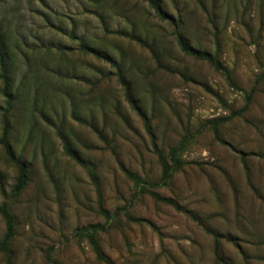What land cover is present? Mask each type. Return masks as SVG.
I'll return each instance as SVG.
<instances>
[{"label": "rangeland", "instance_id": "obj_1", "mask_svg": "<svg viewBox=\"0 0 264 264\" xmlns=\"http://www.w3.org/2000/svg\"><path fill=\"white\" fill-rule=\"evenodd\" d=\"M159 1L173 19L148 0H0L29 171L17 192L0 146V264H264V0ZM8 230L0 211V246Z\"/></svg>", "mask_w": 264, "mask_h": 264}, {"label": "trees", "instance_id": "obj_2", "mask_svg": "<svg viewBox=\"0 0 264 264\" xmlns=\"http://www.w3.org/2000/svg\"><path fill=\"white\" fill-rule=\"evenodd\" d=\"M173 3L178 7L177 0H172ZM151 7L155 10V12L164 19H173L171 16H168L162 9L161 1L159 0H148ZM179 45L181 50L189 56L196 57L203 61H207L212 66L217 68L218 70H223L220 62L213 55L196 50L195 48L190 47L184 40L182 36L178 38ZM18 45L11 40L10 33L3 31V27L0 25V81L2 84V88L0 92L2 96L5 98L4 107H0L1 112V125H2V134L0 135V146L4 148L6 154L9 159L19 168L20 177L18 179V184L16 185V191L20 192L27 187L29 182V171L25 162L21 159L16 158L12 147L10 144V134L12 130V119L14 114H16L17 103L20 98V89H14L15 78H14V70H15V55L14 50L17 49ZM81 52L94 54L96 57L105 60L110 64H114L113 60L110 57H106L99 52L89 48L88 46L81 45L79 47ZM126 86V85H125ZM126 98L130 106L138 111L139 108L136 104V101L133 99L131 89L126 86L125 88ZM251 102V96L248 98V104L246 108L249 107ZM60 138L65 144L66 152L72 158L77 159L76 153L73 150L72 144L62 133L59 134ZM0 211L3 213L5 220L8 223L9 233L5 242L0 246L1 250H4L6 247V243L13 236V224L10 218L8 206L5 204L0 208ZM217 256L219 261L223 264H226V260L222 257L221 252L217 251Z\"/></svg>", "mask_w": 264, "mask_h": 264}]
</instances>
